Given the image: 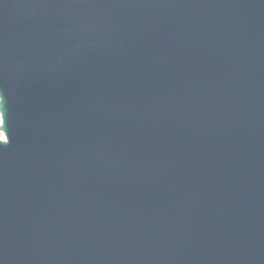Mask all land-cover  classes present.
<instances>
[{
	"label": "water",
	"instance_id": "1",
	"mask_svg": "<svg viewBox=\"0 0 264 264\" xmlns=\"http://www.w3.org/2000/svg\"><path fill=\"white\" fill-rule=\"evenodd\" d=\"M0 264H264V0H0Z\"/></svg>",
	"mask_w": 264,
	"mask_h": 264
},
{
	"label": "snow or ice",
	"instance_id": "2",
	"mask_svg": "<svg viewBox=\"0 0 264 264\" xmlns=\"http://www.w3.org/2000/svg\"><path fill=\"white\" fill-rule=\"evenodd\" d=\"M4 124V116L3 113H0V126ZM8 143V137H2L0 136V146L6 145Z\"/></svg>",
	"mask_w": 264,
	"mask_h": 264
},
{
	"label": "bare ground",
	"instance_id": "3",
	"mask_svg": "<svg viewBox=\"0 0 264 264\" xmlns=\"http://www.w3.org/2000/svg\"><path fill=\"white\" fill-rule=\"evenodd\" d=\"M0 136H2V135L0 134Z\"/></svg>",
	"mask_w": 264,
	"mask_h": 264
}]
</instances>
